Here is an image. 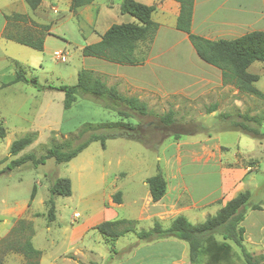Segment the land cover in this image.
Instances as JSON below:
<instances>
[{
  "label": "rangeland",
  "instance_id": "1",
  "mask_svg": "<svg viewBox=\"0 0 264 264\" xmlns=\"http://www.w3.org/2000/svg\"><path fill=\"white\" fill-rule=\"evenodd\" d=\"M53 1L58 7V13H53L47 7L45 13L33 16L32 9L25 0H0V32L4 14L25 12L18 13V16L13 14L7 19L4 36L34 39L44 32L40 27L43 23L48 24L52 32V49L43 51L7 41L1 36L0 84L12 80L16 70H22L16 62L11 61L12 59L24 66L27 77L34 76L40 84L55 87L74 85L78 71L89 67L90 59L82 56L80 50L83 45L90 43V27L81 18L79 9L75 13L69 11L67 0ZM97 2H108L111 7L113 4H119V0ZM103 16L110 21H117L120 12L117 7L109 8L105 9ZM101 18L102 15L96 24L98 30L107 23L101 21ZM176 39L175 34L160 35L157 38L155 49L160 50V54H155L160 55L158 62L165 67L158 68L161 73L170 74L172 68L182 70L187 67L183 59L191 45L186 42L175 44ZM146 46L143 42L141 50ZM54 49L60 50L53 54ZM60 52L64 60L61 55L58 56ZM107 66L106 69L116 68V65ZM247 70L259 75V80L254 85L264 92V62L254 61ZM96 75L107 86L116 87L120 94L137 97L146 105L147 113L140 115L122 104L106 106L100 99L81 94L76 96L69 109H64V95L61 91L47 88L38 90L24 82L12 83L0 90V123L6 129V136L0 139V264L7 254L22 255L19 247L29 230L20 228L18 221L21 219L31 222V241L35 248L42 249L41 255L46 253V259L50 258L51 253L58 255L56 260L49 264H113L124 259L132 247L137 245L135 233L129 232L118 237L112 242L111 249L94 226L104 220L126 218L137 220L136 230L149 229L157 218V203L147 197V184L142 182L158 171L170 182V198H173L174 190L178 188L173 189V183L179 181V201L190 205L192 214L194 209L199 210L197 215L194 214V218L191 217L192 223L201 222L214 213L216 205L209 202L218 193L221 175L231 181V185L237 183L242 172L253 177V197L245 215L251 209L250 205L257 204L263 197V191L259 194L256 191L259 184H263L264 189L263 99L238 92L232 85L222 83L227 86L224 94L231 100L224 111L211 115L206 110L213 104L212 98L197 102V97L186 99L183 95H175L171 90L174 87L173 81L170 84L171 81L168 80L162 86L166 89L163 91L166 94L161 95L162 91L157 92L154 89L152 92L146 85L140 84V81L138 83L142 78L137 77V86L128 88L122 84L120 78L116 80L99 73ZM195 87L192 86L191 89ZM218 89L214 91L215 94L222 92L221 88ZM118 110L126 112L128 116L119 115ZM169 110L173 113L174 121L165 124L160 120V116ZM221 114H228V117L224 118ZM240 114L257 118V121L248 120L245 123L251 128L259 129L261 133L255 135L234 126L233 122L241 120ZM109 121L134 125L137 137L119 136L106 139L104 147L100 141H92L68 162L57 163L53 158H48L38 165L26 162L8 169L9 162L23 154L33 153L36 157L45 154L50 147L69 136L70 132H77L84 123ZM28 133H35L36 139L17 155L9 154L10 142ZM85 136L87 138L88 135ZM85 136L75 140L73 145L84 140ZM238 137L241 138L240 147L235 145ZM59 177L70 180L71 195L54 196V219L49 220V187ZM34 185L35 196L30 200ZM117 191L121 192L120 205L112 201V196ZM191 199L197 200V203L191 204ZM178 211L179 209L172 210L171 207L166 214L171 217ZM253 216H256V213L248 217L246 225L256 219ZM147 218H150L151 222L143 221ZM85 222L84 227L77 232L82 237L81 243H67L66 237L71 234L73 228ZM253 234H256V231H253ZM53 243L60 245L53 247ZM245 247L254 256L261 254L258 253L259 246L245 244ZM234 252L235 262L240 263V249L235 248ZM12 260L17 262L16 258ZM166 263L163 260L154 262ZM45 264H48V261ZM174 264L190 263L186 257Z\"/></svg>",
  "mask_w": 264,
  "mask_h": 264
},
{
  "label": "trees",
  "instance_id": "2",
  "mask_svg": "<svg viewBox=\"0 0 264 264\" xmlns=\"http://www.w3.org/2000/svg\"><path fill=\"white\" fill-rule=\"evenodd\" d=\"M179 3V14L176 20V28L185 32L191 42L196 54L205 63L217 67L221 71L222 83L230 84L238 92L254 95L264 100V92L259 90L254 83L259 80V75L249 72L247 69L254 61L264 62V31L253 30L232 39L211 40L194 34L190 30L194 0H175ZM31 9L37 7L40 0H25ZM93 0H70L69 11L75 13L79 8L90 4ZM153 5H146L136 0H121L119 10L122 14H129L134 18L131 22L111 24L96 42L84 45L80 53L82 56H91L120 65H136L141 63V58L135 54L139 42L151 41L158 25L151 18ZM13 15V14H12ZM14 13V16H18ZM10 16H6L8 19ZM40 27L46 31L49 26L42 24ZM43 34V33H42ZM34 39L6 38L29 46L36 50L43 48V35ZM24 82L31 84L38 90L56 89L63 93V108L69 109L76 96L89 95L100 99L106 106L125 105L128 109L136 111L140 115L147 113L146 105L137 97L124 96L118 92L116 87L107 86L105 82L91 70L81 69L77 73V81L74 85H60L58 87L40 84L36 77H27L23 70H16L14 77L8 84ZM7 84V85H8ZM6 85V84H5ZM214 106L207 109L213 111ZM119 115L128 116L126 112L119 111ZM228 117V114H221ZM241 120L233 122V125L241 130L258 135L261 132L257 128L249 127L246 121H257V118L247 114L239 115ZM165 124L172 123L173 113L169 110L160 116ZM106 130V133L97 132ZM85 135H88L87 138ZM6 136V129L0 123V139ZM84 140L76 145L73 142L78 139ZM119 136L137 137L134 125L122 121H109L97 123H84L77 132L72 133L65 139L50 147L45 154L36 157L33 153H26L11 160L8 169L11 170L23 163L31 162L33 165L44 163L46 159L53 158L57 163L68 162L78 155L92 141H100L102 147L106 139ZM36 139L35 133L25 134L10 142L8 152L17 155L25 147ZM145 183L152 202L160 200L166 192V180L161 171L146 178ZM36 186L32 188L30 200L35 196ZM71 195V182L68 178H56L49 187L47 200V217L54 219L55 201L54 196ZM121 192L117 191L112 196V201L121 203ZM251 200L249 190L236 193L214 214L209 215L202 222L192 223L184 215L178 214L170 221L168 226L155 219L149 229L136 230L137 220L116 218L99 222L94 229L106 239L112 248V242L129 232H134L138 242H150L158 239L176 238L187 243L188 261L190 264H264V256H254L244 244L245 229L241 224L245 217V211ZM30 202L28 203V205ZM251 209H259L258 204H251ZM20 228L29 230L19 250L25 258L24 264H39L41 251L34 247L31 241L33 234L31 222L19 220ZM220 236L221 239H218ZM233 245L241 251V262H235ZM136 245H134L135 247ZM133 248V247H132ZM114 252V250H111ZM3 264V263H2Z\"/></svg>",
  "mask_w": 264,
  "mask_h": 264
},
{
  "label": "crops",
  "instance_id": "3",
  "mask_svg": "<svg viewBox=\"0 0 264 264\" xmlns=\"http://www.w3.org/2000/svg\"><path fill=\"white\" fill-rule=\"evenodd\" d=\"M120 1L121 0H119L118 5L113 4V7H111L107 4L108 2H104L102 4V3H98L97 0H93V2H91L90 4H87L79 8L78 11L81 18L83 19L85 24H87L90 27V34H91L90 43L98 41L100 39V35L111 24L133 21L134 18L132 16H130L129 14H122L120 10H119L120 17H118L117 21L114 20L110 21L109 19L103 18L105 17L103 16L105 9H109V8L115 9L116 7L119 9ZM136 1H139L146 5L154 6V9L151 13V18L158 25V28L152 40L145 42L147 44L145 49L141 50L140 48L143 42H139L135 49V54H137L142 59L141 63L136 65H120L117 63L106 61L101 58L84 56L90 59L89 62L90 65L86 69L91 70L95 73H99L102 76H106V78L112 77L113 79L116 80L120 78L122 79V84L126 85L128 88L137 86V84L140 81V84L146 85L147 89H149V91L152 92L154 91V89H156L157 92L159 91L163 92L166 89L163 88L162 86H164L167 83V81L170 80L171 81L170 84H172L173 81L174 87L171 90H173L172 93H174L175 95H183L184 98L186 99H192L193 97H197V102L212 98L211 100L213 104L209 105L208 108L214 106V109L213 111H210L209 114L217 115L222 111H224L223 109L226 108V106L229 104L231 99L229 100L226 94H224L227 91L226 90L227 86H223L222 84L220 70L217 67L209 65L205 63L203 60H201L199 56L196 54L191 42L189 41L188 35L185 32L180 31L176 28V20L179 14V3L175 0H136ZM55 4L56 3L53 0H40V3L37 5V7L32 9L33 16L34 14L41 15L45 13L47 7L53 13H58V7ZM69 4H70V0H67L68 8H69ZM14 13L25 14V12L24 13L12 12V14ZM12 14L10 15L4 14V23L2 25V30L0 32V38L2 36L7 41L15 42L14 40L8 39L3 35L8 21L6 16H11ZM101 15H102L101 21L102 20L107 21V23L102 27V29L98 30L96 24L98 23ZM91 27L94 29H91ZM190 30L194 34L200 35L204 38L211 40L232 39L253 30L264 31V0H242L241 3L238 1L235 2L233 0H194ZM168 34L176 35L177 39L175 41V44L186 42L189 43V45H191L189 46L191 48H189L187 55L183 59L184 63H187V67L186 68L183 67L182 70L177 68H172L171 69L172 72L170 74L164 72L161 73V71L158 69L165 67L158 62L160 58L159 55L160 50L155 49L157 38L160 35L165 36ZM42 35H43V44H42L43 48L42 50H38V51H43L44 49H52L50 47V43H51L50 37H52V32L50 30V27L48 28V30L44 31ZM58 50L60 49L52 50L53 54H55L56 51ZM155 52H159V54H155ZM11 61L16 62L17 66H19L23 70L24 66L21 65L18 61H16L15 59H12ZM107 65H116L115 66L116 68L106 69V67H108ZM137 77L138 79L142 78L138 80V83H137ZM8 83L9 81L1 83L0 90L3 89L5 86L10 85ZM192 86H196V87L194 89H191ZM218 88H221L222 92L215 94L214 91ZM190 92L191 93L194 92V93L190 94ZM164 94L166 93L163 92L161 95ZM236 132L241 134L243 133L240 131H236ZM240 140L241 138L238 137L237 140L238 142L235 143L236 146H239ZM164 177L166 180V192L160 200L153 202V203H157V205L155 206L156 209L155 214L157 217L156 219L159 220L163 226H168L172 218H174L178 214L184 215L190 221L191 217L194 218V214L197 215V212H199V210L194 209V212L192 214L190 205L183 204L182 202L179 201V197L181 196L179 181L173 183V185L175 186V187L172 186L174 187L173 189H176V187L178 188L174 190L173 198H170L168 196V190L171 185L167 177L165 175ZM253 180L254 179L251 175H247V173L245 174V172H242V174H240V178L237 180V183L236 184L233 183L231 185V181L229 182L227 178L221 175L219 179L218 193L213 198V200L209 202L211 204L214 203L216 205L214 209V213L221 206H223L229 199L235 196L236 193H238L239 191L249 190L252 198L253 185H251V183ZM142 183L146 185L145 181ZM262 185L263 184H259L257 186L256 188L257 194L261 193L262 191L264 192ZM147 194H148L147 197L150 198L149 192ZM194 202L197 203V200L194 201L191 199V204H195ZM121 203H118V205H120ZM257 204L259 205L260 208L250 209L249 212L245 215L244 220L242 221L241 224L245 229L244 244L259 246L260 249L258 253H261L264 256V195L257 202ZM171 207L172 210L179 209V211L176 212L174 216L170 217V215L166 214V212ZM255 213L256 216L253 217H256V219L251 220L248 223V225H246V221L248 220V217L249 216L252 217V215H254ZM148 220L150 221V218L149 219L147 218L143 221H148ZM84 224H86V222L79 224L78 226H75L73 228L71 234H69L66 237L67 243L71 245H74L79 242L81 243L82 237H80L77 234V232H79V230L84 227ZM253 231H256V234H253ZM75 234L77 236H75ZM217 238L221 239L220 236H217ZM52 240L50 243L53 242ZM56 245L58 247L60 243H57L55 245L54 243L52 244L53 247H55ZM235 248L237 247L233 245V249ZM40 250L42 251V249ZM49 255L50 258L46 259L47 257L46 253H42L41 258L39 259V264H45L46 261H48L49 264V262L56 260V258L58 257L56 253L55 254L51 253ZM186 257H188L187 243L176 238H167V239H158L150 242L137 243V245L133 247L132 250L128 253L127 257H125L122 260L120 259L119 261L113 264H154L155 261L158 262L160 260L167 262L166 264H174L179 262L180 260L185 259ZM13 258H16L17 262H13L12 260ZM24 263H25V259L20 254H9V255L7 254L3 258V264H24Z\"/></svg>",
  "mask_w": 264,
  "mask_h": 264
},
{
  "label": "built area",
  "instance_id": "4",
  "mask_svg": "<svg viewBox=\"0 0 264 264\" xmlns=\"http://www.w3.org/2000/svg\"><path fill=\"white\" fill-rule=\"evenodd\" d=\"M60 55H61L62 60H64V56L62 55V52H60L58 56L60 57Z\"/></svg>",
  "mask_w": 264,
  "mask_h": 264
}]
</instances>
